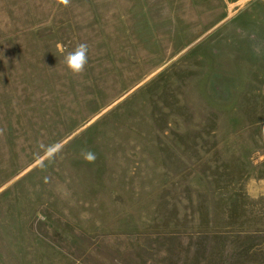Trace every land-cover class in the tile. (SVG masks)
<instances>
[{
    "label": "rangeland",
    "instance_id": "obj_1",
    "mask_svg": "<svg viewBox=\"0 0 264 264\" xmlns=\"http://www.w3.org/2000/svg\"><path fill=\"white\" fill-rule=\"evenodd\" d=\"M209 243L264 264V0H0V264Z\"/></svg>",
    "mask_w": 264,
    "mask_h": 264
},
{
    "label": "clouds",
    "instance_id": "obj_2",
    "mask_svg": "<svg viewBox=\"0 0 264 264\" xmlns=\"http://www.w3.org/2000/svg\"><path fill=\"white\" fill-rule=\"evenodd\" d=\"M60 3L64 6H68L70 0H60ZM57 48L61 53L64 52L61 45H58ZM87 53L88 45L86 43H79L71 52L65 55L64 62L73 74H80L85 70V65L88 62ZM39 147L46 153L47 158L50 160L61 150V145L59 143L54 145L41 144ZM81 155L88 163H94L96 160V155L91 150L82 151Z\"/></svg>",
    "mask_w": 264,
    "mask_h": 264
},
{
    "label": "crops",
    "instance_id": "obj_3",
    "mask_svg": "<svg viewBox=\"0 0 264 264\" xmlns=\"http://www.w3.org/2000/svg\"><path fill=\"white\" fill-rule=\"evenodd\" d=\"M227 244V245H226ZM224 243V244H206V245H200L197 247V251H201V252H205L206 254H210L207 256L206 259L203 260H197V261H182V262H178V263H174V264H246L245 262H241L240 259L238 261H229L225 258V253H228L231 249H233L231 247V245H228V243ZM241 249H245V247L243 246V248H241L240 246L235 247L234 250L238 251V253L241 252Z\"/></svg>",
    "mask_w": 264,
    "mask_h": 264
}]
</instances>
